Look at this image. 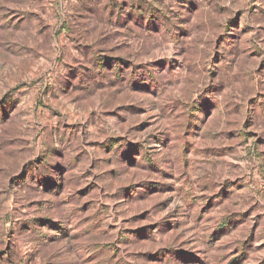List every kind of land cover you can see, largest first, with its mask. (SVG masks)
Segmentation results:
<instances>
[{
  "label": "rangeland",
  "instance_id": "1",
  "mask_svg": "<svg viewBox=\"0 0 264 264\" xmlns=\"http://www.w3.org/2000/svg\"><path fill=\"white\" fill-rule=\"evenodd\" d=\"M0 264H264V0H0Z\"/></svg>",
  "mask_w": 264,
  "mask_h": 264
}]
</instances>
